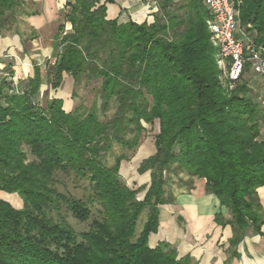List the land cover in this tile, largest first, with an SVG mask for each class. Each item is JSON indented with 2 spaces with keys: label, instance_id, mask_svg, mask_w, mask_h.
I'll return each mask as SVG.
<instances>
[{
  "label": "trees",
  "instance_id": "16d2710c",
  "mask_svg": "<svg viewBox=\"0 0 264 264\" xmlns=\"http://www.w3.org/2000/svg\"><path fill=\"white\" fill-rule=\"evenodd\" d=\"M25 1L0 0V31L12 28ZM241 1L240 25L264 46V0ZM108 2L68 3L54 59L33 62L32 75L13 79L11 62L0 69V191L22 199L16 208L0 197V264H190V256L178 257L168 242L148 244L157 232L158 206L175 200L165 195L171 173H185L188 189L193 177L204 179L205 191L231 214L227 222L236 235L262 223L256 189L264 185V107L259 88L243 78L248 65L229 88L201 0H157L149 22L108 19ZM64 74L74 85L99 79L101 110L114 102V113L99 119L93 109L67 111L61 98L40 91L43 77L57 89ZM155 120L154 152L137 167L149 172L138 199L139 189L119 177L127 156L106 165L105 155L114 144L136 146L144 124ZM56 172L86 180V200L59 192ZM62 204L79 221L91 218L89 228L77 233L60 214ZM220 215L215 219L224 223Z\"/></svg>",
  "mask_w": 264,
  "mask_h": 264
},
{
  "label": "crops",
  "instance_id": "0c3cea01",
  "mask_svg": "<svg viewBox=\"0 0 264 264\" xmlns=\"http://www.w3.org/2000/svg\"><path fill=\"white\" fill-rule=\"evenodd\" d=\"M73 1L28 0L30 11L24 16V29H19V32L0 31V65L9 60L15 78H19L32 75L28 66L32 67L33 62L44 66L47 60L51 61L53 43L46 44V41H55L58 27L64 22L67 5ZM156 10L154 0L106 3V17L116 18L118 22L129 19L149 22ZM21 68L28 71L27 75H23ZM65 78L70 81V76L65 75L63 84ZM256 193L261 205L262 223L258 231L247 227L236 235L227 222L231 218L228 209L220 206L218 199L205 191L204 179H200L189 192L174 196L173 203L158 206L157 232L149 234L148 244L151 247L160 241L173 244L178 257L190 256V264H264V185L259 186ZM218 213L224 223L215 219Z\"/></svg>",
  "mask_w": 264,
  "mask_h": 264
},
{
  "label": "rangeland",
  "instance_id": "374dc122",
  "mask_svg": "<svg viewBox=\"0 0 264 264\" xmlns=\"http://www.w3.org/2000/svg\"><path fill=\"white\" fill-rule=\"evenodd\" d=\"M154 1L156 2V6H158L157 0ZM29 11H30V2L26 0L23 3V5L17 9L16 22L13 23L12 28L10 30L3 29L2 32L4 33L6 31L13 32L15 29L17 30L24 29V24H23L24 16ZM68 26H69L68 23H64L63 30L64 31L68 30L69 29L67 28ZM242 29L244 28L242 27ZM61 34H63V31ZM239 36L243 39V42L246 41L243 35L239 34ZM52 43H53L52 41H46V44L52 45ZM18 53L21 54V51L18 50ZM53 59H51V61H53ZM8 61L5 62L3 65H0V69L1 67L3 68V66L10 63ZM10 65H11V69H13L12 64ZM24 67L26 68V66ZM28 67H29V72L31 71L32 74L33 67H31V65ZM21 70L23 72V75H27L28 71L25 72L24 68H21ZM15 72L17 73L19 72V69L17 68L16 65H15ZM65 75L67 74H64V76ZM11 76L13 77V79H16L15 78L16 74L14 73V70ZM243 78L248 81V84L251 87H253V89L257 90V88H259L260 79L257 76H255V74L249 68H248V72L244 74ZM66 81L67 80L65 78V83L64 84L62 83L63 87L61 86L58 87L57 89H52L45 83V77H43V83L40 85V91H44L45 89H47L48 96L61 97L63 101L62 107L67 111L78 109L79 113L85 114L89 110L93 109L97 112L99 119H107L114 113L116 107L114 102H110L109 107L106 111L102 112L101 110L102 100L98 94L99 79L90 80V81H86L82 79L81 82L76 85H74L72 77H70V81H67V83ZM41 103L42 105H44V101H41ZM144 127H145L144 131H142L139 134L138 142L136 146H134L131 149H126L121 147L120 145L114 144L112 149L109 152H107V154L105 155L106 165L113 164L116 155L124 153L127 156L128 158L127 160L121 161L118 172L119 177L121 181L126 183L132 189H139L136 193V197L138 199L142 198L145 189L148 186L149 172L145 171L143 173H138L137 167L139 162L143 158L147 157L148 155L154 152L153 139H154V135L158 132V121L155 120L153 124H144ZM128 137H132V135H128ZM27 156L29 159L33 158V156L30 153H27ZM54 179H55L54 186L59 192L65 194L66 196H73L76 198H81L86 200L90 191L89 184L86 180L75 181L72 176L64 175L61 172H56L54 174ZM181 179H183V181ZM186 180H188V176L183 172H179L177 175L172 173L169 174L167 176V181L164 186L166 191L165 195L172 194L176 196L178 193L189 192L190 189H188V183L184 182ZM192 181L194 187L199 184L200 179L197 177H193ZM180 183H182L183 185L180 186ZM0 197L2 199L9 201L12 204V206L16 208H20L22 206V199L20 198L19 195L15 193H7L4 191H0ZM96 209H97L96 205L95 207L91 208L92 216H95L97 214ZM59 212L64 217L65 221L77 233L87 230L90 226L91 218H88L85 221L77 220L76 218L72 217L69 211L65 210L64 204L61 205ZM50 213L55 219L59 220L57 217V212L52 211ZM146 216H147V208L142 210V212L140 213L137 219L135 226V235H137L141 230V227L146 219ZM171 246L174 245L171 244Z\"/></svg>",
  "mask_w": 264,
  "mask_h": 264
},
{
  "label": "built area",
  "instance_id": "2783aa9c",
  "mask_svg": "<svg viewBox=\"0 0 264 264\" xmlns=\"http://www.w3.org/2000/svg\"><path fill=\"white\" fill-rule=\"evenodd\" d=\"M118 1V0H113ZM211 18L208 21L213 44L217 48L218 62L222 69V79L233 87L244 68L260 79L259 98L264 107V46L255 44L246 36L240 25L241 0H201ZM70 25L67 27L69 28ZM243 35L246 39L239 36Z\"/></svg>",
  "mask_w": 264,
  "mask_h": 264
}]
</instances>
